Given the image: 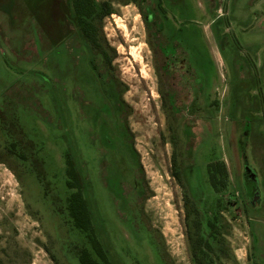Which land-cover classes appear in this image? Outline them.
Listing matches in <instances>:
<instances>
[{
  "label": "rangeland",
  "instance_id": "374dc122",
  "mask_svg": "<svg viewBox=\"0 0 264 264\" xmlns=\"http://www.w3.org/2000/svg\"><path fill=\"white\" fill-rule=\"evenodd\" d=\"M112 7L108 68L73 0H0V264L91 250L69 154L112 264H264V0Z\"/></svg>",
  "mask_w": 264,
  "mask_h": 264
},
{
  "label": "trees",
  "instance_id": "16d2710c",
  "mask_svg": "<svg viewBox=\"0 0 264 264\" xmlns=\"http://www.w3.org/2000/svg\"><path fill=\"white\" fill-rule=\"evenodd\" d=\"M114 2L122 5L129 4V0H108L99 6L95 0H73L76 24L83 37L102 57L108 68L112 66L113 57L110 56L109 52H113V50L104 35L103 24L106 18L114 14L112 7ZM36 172L41 178L43 171L37 166ZM219 175L221 179H219ZM67 176V187L73 191L67 200V211L74 228L85 235L91 246V250L83 248L79 252L80 264H112L97 238L90 206L84 196V180L70 154L67 156ZM209 183L216 194H220L228 188L230 176L224 161L210 165ZM197 264L205 263L202 259H197Z\"/></svg>",
  "mask_w": 264,
  "mask_h": 264
}]
</instances>
